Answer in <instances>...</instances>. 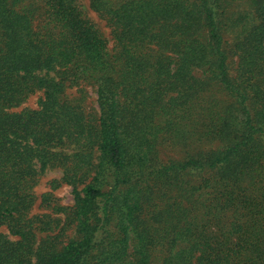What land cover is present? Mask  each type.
Masks as SVG:
<instances>
[{"label":"trees","instance_id":"obj_1","mask_svg":"<svg viewBox=\"0 0 264 264\" xmlns=\"http://www.w3.org/2000/svg\"><path fill=\"white\" fill-rule=\"evenodd\" d=\"M0 230V264H264V0H0Z\"/></svg>","mask_w":264,"mask_h":264},{"label":"rangeland","instance_id":"obj_2","mask_svg":"<svg viewBox=\"0 0 264 264\" xmlns=\"http://www.w3.org/2000/svg\"><path fill=\"white\" fill-rule=\"evenodd\" d=\"M39 95L34 96L33 98L30 99L28 102V106L35 107L36 106V101L38 100ZM91 103L95 104L94 100V95L89 99ZM92 105V104H90ZM93 106V105H92ZM96 107V104H95ZM59 177V172H50L48 173L42 180L41 183L38 187V193L42 194L45 192L51 191L49 182L54 179ZM55 197H57L60 200V203L62 205H72L73 203V195H72V190L68 186H62L60 189L54 191ZM36 211V210H35ZM1 232H5L4 230H0Z\"/></svg>","mask_w":264,"mask_h":264}]
</instances>
